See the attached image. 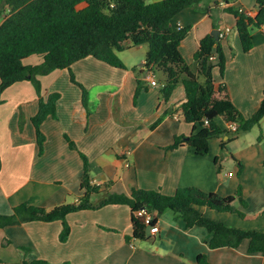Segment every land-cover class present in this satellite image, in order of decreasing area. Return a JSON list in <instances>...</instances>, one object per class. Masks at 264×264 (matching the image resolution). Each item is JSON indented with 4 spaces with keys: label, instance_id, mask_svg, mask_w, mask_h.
I'll use <instances>...</instances> for the list:
<instances>
[{
    "label": "crops",
    "instance_id": "1",
    "mask_svg": "<svg viewBox=\"0 0 264 264\" xmlns=\"http://www.w3.org/2000/svg\"><path fill=\"white\" fill-rule=\"evenodd\" d=\"M156 1L160 0H146ZM227 7L239 8L252 16L258 12L256 0H202L174 16L171 24L189 27L180 52L194 73L197 65L193 55L200 39L210 35L214 25L218 30L229 28L227 39L221 41L226 57L223 75L216 67L212 76L215 87L224 84L234 106L248 117L263 97L264 35L262 30L252 29L254 45L243 52L235 30L236 18L226 11ZM146 52V44L119 51L124 68L93 57L73 63L71 73L88 90V109L82 103V90L71 81L68 69L38 76L44 99L51 93L59 94L55 117L48 116L40 125L44 136L41 153L31 120L39 107L34 85L23 80L2 91L1 214H10L12 207L21 203L51 209L68 203L71 197V203L75 202L82 194L81 152L89 163L91 184L108 182L110 192L129 195L132 188H141L172 195L178 188L193 186L225 197L240 190L247 205L238 201L235 207L246 217L208 207H201L200 211L229 227L264 231V117L258 125L233 138L224 152L218 149L222 138L209 141L205 155H196L185 143L167 149L176 136L191 134L192 124L185 122L178 111L186 100L185 91L179 84L168 100L162 99L163 74L145 66ZM41 61L36 55L24 59L25 64L31 65ZM211 61L216 63L217 56ZM138 83L143 88L134 102ZM169 109L172 113H166ZM158 119L157 125L152 126ZM216 122L229 129L230 122L223 117ZM65 136L76 149L69 147ZM151 214L157 218L159 230L145 240L127 239L132 234L127 205H106L67 215L70 233L65 242L59 240L62 223L58 220L6 226L0 228V264L33 259L51 264H197L201 253L207 254L208 264H264V255L247 253V240L237 248L211 249V234L205 228H187L184 221L167 210L160 215Z\"/></svg>",
    "mask_w": 264,
    "mask_h": 264
},
{
    "label": "trees",
    "instance_id": "2",
    "mask_svg": "<svg viewBox=\"0 0 264 264\" xmlns=\"http://www.w3.org/2000/svg\"><path fill=\"white\" fill-rule=\"evenodd\" d=\"M201 1L0 0V94L16 82H32L39 97V107L31 120L41 153L44 136L40 125L48 116L55 117L59 94L51 93L44 99L38 76L57 69H68L71 81L81 88L82 103L88 109V90L75 80L71 65L86 57H93L112 67L124 68L118 52L129 46L146 44L145 66L153 67L164 75L160 87L162 99L168 100L176 86L182 84L186 100L179 105L178 111L185 122L192 124L191 134L188 137L176 136L167 149L172 150L185 143L196 155H205L209 150V140L214 137L222 138L221 147L225 148L227 142L240 132L258 125L264 117V89L257 110L244 117L232 103L227 87L224 84L215 87L212 71L217 67L222 76L226 64L220 42L222 37L215 40L213 36L206 35L200 39L193 55L197 70L194 73L190 69L180 52V44L187 36L189 27H174L171 20L185 8ZM256 3L258 12L254 16L239 8H226L236 18L235 30L243 52L250 51L254 45L252 29H260L264 35V0H256ZM230 50L233 53L234 49L230 47ZM32 55L40 56L42 61L34 65L25 64L24 59ZM214 55L217 56L216 63L211 61ZM142 88L138 83L134 102ZM168 112L172 113V109ZM218 117L235 122L237 130L231 132L221 128L216 122ZM158 122L159 119L152 126ZM226 135L228 138L223 139ZM65 138L69 147L76 149L69 137ZM80 156L83 160L80 177L82 194L75 202L63 203L51 209L29 203L15 205L10 214L0 213V228L30 221L58 220L62 223L59 240L65 242L70 233L67 215L106 205H127L132 222V234L127 237L128 240H145L149 237L148 226L144 223L145 211L160 215L172 210L187 228H205L211 234L208 241L211 249L237 248L247 240V253L264 255V231L229 227L205 217L200 211L201 207H208L246 217L235 207L238 201L242 206L247 205L240 190L225 197L193 186L178 188L172 195L141 188H132L129 195L110 192L108 182L103 185L91 184L88 160L81 152ZM92 195L98 199L92 201ZM156 223L157 218L154 217L151 225ZM196 260L197 264H208L206 253L199 254ZM18 264L51 263L44 259H33Z\"/></svg>",
    "mask_w": 264,
    "mask_h": 264
},
{
    "label": "built area",
    "instance_id": "3",
    "mask_svg": "<svg viewBox=\"0 0 264 264\" xmlns=\"http://www.w3.org/2000/svg\"><path fill=\"white\" fill-rule=\"evenodd\" d=\"M228 32H229V28L219 29V37L222 38L226 37ZM151 83L155 84L156 82L154 80H151ZM207 122H208L207 120L204 121L205 124H207ZM228 128L230 131L235 132L237 130V124L235 122H230ZM126 165L128 166V163ZM153 218L154 216L150 212H146V211L144 212V223L145 225L148 226V233L151 235H155L159 230L157 224L151 225V221Z\"/></svg>",
    "mask_w": 264,
    "mask_h": 264
},
{
    "label": "rangeland",
    "instance_id": "4",
    "mask_svg": "<svg viewBox=\"0 0 264 264\" xmlns=\"http://www.w3.org/2000/svg\"><path fill=\"white\" fill-rule=\"evenodd\" d=\"M224 38H226L227 39V36L226 37H224ZM224 38L223 39H221V41L222 40H224ZM220 41V42H221ZM160 74H162V72H160ZM162 76V75H161ZM164 79V75H163V78H162V80ZM161 83V82H160ZM179 87H181V84L179 85ZM213 139H217L216 137H214V138H211L209 141H211V140H213ZM231 141V140H230ZM229 141V142H230ZM229 142H227V144L225 145V148H222L221 147V139H220V143H219V145H218V149H220V152H224L225 150H226V148H228V144H229ZM208 153V152H207ZM206 153V154H207ZM73 199H74V197H71L70 199H68V203H71L72 201H73ZM98 199V197L97 196H95V195H92V197H91V200L92 201H95V200H97ZM167 211H169V212H173L172 210H167ZM168 213V212H167ZM174 213V212H173ZM228 213V212H227ZM150 238V236L148 237V239Z\"/></svg>",
    "mask_w": 264,
    "mask_h": 264
},
{
    "label": "water",
    "instance_id": "5",
    "mask_svg": "<svg viewBox=\"0 0 264 264\" xmlns=\"http://www.w3.org/2000/svg\"><path fill=\"white\" fill-rule=\"evenodd\" d=\"M211 36L214 37L215 40L219 39V30L218 29H213L210 33Z\"/></svg>",
    "mask_w": 264,
    "mask_h": 264
}]
</instances>
